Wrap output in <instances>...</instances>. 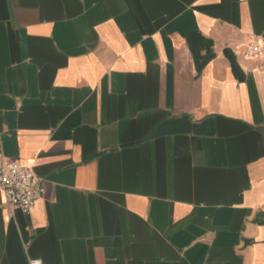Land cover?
Returning a JSON list of instances; mask_svg holds the SVG:
<instances>
[{
    "label": "crops",
    "instance_id": "0c3cea01",
    "mask_svg": "<svg viewBox=\"0 0 264 264\" xmlns=\"http://www.w3.org/2000/svg\"><path fill=\"white\" fill-rule=\"evenodd\" d=\"M264 0H0V264H264Z\"/></svg>",
    "mask_w": 264,
    "mask_h": 264
},
{
    "label": "built area",
    "instance_id": "2783aa9c",
    "mask_svg": "<svg viewBox=\"0 0 264 264\" xmlns=\"http://www.w3.org/2000/svg\"><path fill=\"white\" fill-rule=\"evenodd\" d=\"M263 51L262 44L250 41L245 56H260ZM0 190L6 202L26 213L41 196L43 187L37 182L32 167L13 161L0 166ZM29 264L41 263L39 260H31Z\"/></svg>",
    "mask_w": 264,
    "mask_h": 264
}]
</instances>
